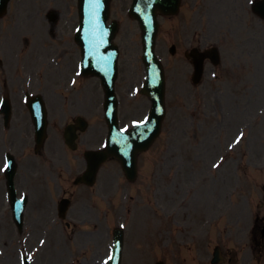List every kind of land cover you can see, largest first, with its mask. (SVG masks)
Segmentation results:
<instances>
[{
    "label": "rangeland",
    "instance_id": "374dc122",
    "mask_svg": "<svg viewBox=\"0 0 264 264\" xmlns=\"http://www.w3.org/2000/svg\"><path fill=\"white\" fill-rule=\"evenodd\" d=\"M13 1L14 7H11L13 8L10 9L11 12L19 11L27 16V20H30L34 13H39L45 0ZM16 1L20 3L18 6H15ZM235 1L240 2L241 0ZM69 2L74 5L75 0H69ZM67 16L69 19L74 18V11L72 10ZM120 21V29L114 40L120 51L116 91L119 99L120 125L130 126L133 122L144 118L149 102L145 96L139 94L144 78L140 31L136 23L126 19L125 15H122ZM41 29L43 31L41 30L40 39H42L43 32L45 33V26H41ZM176 31L177 29H169L165 21L161 19L156 50L167 75L166 116L160 136L151 149L139 157L137 181L131 185L127 184L121 177L118 164L109 162L101 171L100 184L98 183L96 187L88 191L75 188L77 204L73 205V209L71 208L72 210L67 213L66 220L80 221L84 216L90 220L89 225H85L87 227L75 222L72 226L74 233L76 231L75 234L71 232V228L68 231L63 229L59 220L56 227H51L47 209L41 208L40 212L36 213L33 207L29 209L24 232L19 234L4 206L2 211L5 215H2L0 211V230L5 228L6 231L0 235V264H18L17 254L24 247L29 254L39 251L34 256L33 264H89L94 256L99 258L104 254V246L109 242L105 234L112 228L123 225L126 228L127 241L123 250L122 264H145L147 261L148 264H154L158 260L164 261L165 264H196L199 260L197 252L191 246L192 236L200 234L198 231L200 223L205 222L214 211H217V205L220 215L217 230L208 229L207 233L208 235L214 234V236L217 234L218 239L224 242L228 239V231L232 226L228 222L227 215L223 213L224 205L228 204L226 200L228 186H234L236 183L241 188L246 177L249 179L254 177L259 182L264 181V173L253 172L250 170L253 168L246 165V159L243 160L242 157L244 144L229 155L224 149L226 141L237 132L238 127L243 123L236 114L234 120L226 117L225 113H228L226 107L242 109V93L238 90L221 93L218 88H223V85L212 81L210 73L204 76V83L201 87L191 88L187 83L189 75L185 78L183 72L181 73L178 69V60L184 45L177 50L175 56L171 57L168 53L170 38ZM39 44L40 46H52L43 41ZM239 44V37L235 36L233 49L241 51L247 48ZM38 49L41 51L42 61L46 63L50 55L45 52L50 49L48 47ZM56 51L59 50L56 49ZM261 51L263 52L262 49ZM76 53V49L72 48L63 61H72ZM46 76L51 75L44 73L41 79L43 96L46 97L48 103L51 132L43 153L46 155L44 156L46 160L36 158L33 153L32 141L26 126L28 116L24 110L26 117L21 115V121L12 125V131L20 126H22V131L19 134L12 132L11 138L14 139L13 150L16 151L21 161L20 164L23 166L20 171L21 175L30 177L28 186L32 180L34 168L37 176L43 178H39L41 184L38 188L44 185V189L46 187L50 189L53 183L58 199H60L62 189L70 186L69 179H72L75 173L83 167L82 153L79 158L78 154L77 158L75 155L69 156L61 146V137L57 130L62 129V113L70 112L71 116H75L81 112L83 116L90 119V124L94 126L93 129L90 127L83 136H91L94 131L97 133L98 128L103 125L100 121L102 111L100 112L96 107L102 100V91L99 81L95 78H88L82 83L79 81L76 89L69 93L63 90L61 84L47 83ZM55 77L60 78L58 74ZM14 79L19 81L16 76ZM240 86L242 87V84ZM51 90H56L57 94H53ZM61 97L66 99H61ZM220 99H224L226 104H222ZM68 100L71 104L67 103ZM261 103L259 101H255L254 105L252 103L250 107L252 121L245 135H247L246 140H249V146L252 138L257 149L261 147L264 151V140L262 144L260 143L264 137V110L258 114V109H255ZM20 114H22L21 110L17 109L15 115ZM234 122L238 124L234 125ZM19 137H24V139H19ZM253 137L258 139L254 140ZM98 139L96 142L88 140V143L94 145L99 142ZM18 141L24 144L20 146ZM21 153L22 156L19 155ZM47 155L50 157L53 155L55 163H52L50 158L47 159ZM218 156L223 158V164L219 163L222 158L216 162ZM253 156L255 159L256 155ZM31 158H36L39 165H33L29 161ZM259 158L261 164H264V156ZM66 163H70L66 170L72 172L67 180L60 181L57 178V167L63 169ZM217 163L219 164L216 165ZM2 192L3 188L0 187V210ZM40 192L43 194L41 190ZM41 197L37 195L35 200L38 201ZM179 197L183 198L184 204L180 208L176 204ZM235 199L238 201L237 197ZM40 204L43 206L44 201ZM178 208V214L173 215L176 214ZM105 211H107V220L104 216ZM38 214L39 217H37ZM44 229H47L49 234L46 235ZM142 236L144 239L145 237L150 239L147 242L148 252H150V247L153 252L156 249L152 260L151 257L147 258L146 250L139 251L143 253V257L135 255V243H141ZM169 240L171 244H168ZM100 250L102 251L98 252ZM3 255L6 256V260H3Z\"/></svg>",
    "mask_w": 264,
    "mask_h": 264
},
{
    "label": "flooded vegetation",
    "instance_id": "af4514ba",
    "mask_svg": "<svg viewBox=\"0 0 264 264\" xmlns=\"http://www.w3.org/2000/svg\"><path fill=\"white\" fill-rule=\"evenodd\" d=\"M188 1L190 4L189 8L195 10L197 4H199L197 13L202 12L205 14H209L210 10L214 8V4H217V0H199V2L198 0ZM14 10L17 9L14 8ZM10 14L11 16L8 22L0 23V102L3 98L2 96L9 94L12 88L21 89L26 87L27 84L26 80L22 77L23 57L19 59L18 64H16V59L14 57V54L20 49L21 43L19 37L15 38V36L19 34L15 33L14 30L22 33L23 25L18 22V11L11 12ZM22 47H25V43H22ZM248 62L249 61L246 60L245 68L249 66ZM253 62H260V59H255ZM11 67L14 68L15 76L19 78V81L14 79L15 76L10 79L9 70ZM35 84L37 87H41L40 80L35 82ZM0 121H2L1 117ZM21 128L22 126L17 129V132L21 131ZM3 130L5 132L4 145L7 144L10 147V132L12 130V125ZM242 205V208L235 215V218L240 222L238 218L241 216L243 221L241 222L242 225H238V231L247 239V245L244 249L245 255L242 259L243 264H251L254 261H259L260 264H264V195L262 199H257L252 203H247L245 201ZM228 260L231 261L232 258L228 257Z\"/></svg>",
    "mask_w": 264,
    "mask_h": 264
},
{
    "label": "water",
    "instance_id": "95a60500",
    "mask_svg": "<svg viewBox=\"0 0 264 264\" xmlns=\"http://www.w3.org/2000/svg\"><path fill=\"white\" fill-rule=\"evenodd\" d=\"M148 0H137L135 8H142L145 6V3ZM104 2V7L107 4V0H103ZM156 4L160 6V9L165 12L170 6V3H168L167 0H155ZM150 7H153V4H149ZM94 4L93 3H88L87 0H82L81 1V12L83 17H91L93 15L94 11ZM141 18V17H140ZM150 18H151V23L154 25V19H153V14L152 11H147V16L144 17L142 21L144 25L146 26V29L143 27V33H144V41H145V56H146V62L149 64L148 68V89L151 94L152 98V106L153 109L150 113L149 121L147 124L144 126H139V129L133 130L131 133L127 135H119L117 133V130L115 127L114 133H113V139L115 140V145L116 147L113 150H110V154L116 155L118 158L122 159L123 162H126L129 166L133 162L134 155L136 151L142 150L147 147L148 143L150 140L151 134L154 133L157 129V124L158 120L160 119V115L162 112V81H161V71L158 66V64L155 62L152 54H151V44H152V35H153V29L152 25L150 23ZM86 19V18H85ZM102 20L104 22V18L102 16ZM86 21V20H85ZM87 22V21H86ZM85 30V28H83ZM108 32L113 33L114 31V26L112 28H109ZM92 32H94L92 30ZM81 34L84 35V32L81 31ZM84 37H86L84 35ZM102 38H106V40H103L100 45L102 46L100 50L104 51V55H107L110 50L109 46L111 47L109 40L110 37L103 36ZM86 42L88 44V49L90 51V56L93 55V45L90 43L89 40L86 39ZM97 64L98 66H94L92 59L88 60V69L91 71L93 70L95 73L101 75L103 77V84L107 87L109 95L112 97V82L114 79V74H115V68L112 65V62L109 61L108 56H97ZM156 81H154V79ZM40 130V128H38ZM155 134V133H154ZM104 154V153H103ZM101 153L99 154H91L94 157L92 158V167L95 168L96 165L104 159L105 155ZM125 160V161H124ZM112 264V261L109 263Z\"/></svg>",
    "mask_w": 264,
    "mask_h": 264
},
{
    "label": "snow or ice",
    "instance_id": "6c2138e0",
    "mask_svg": "<svg viewBox=\"0 0 264 264\" xmlns=\"http://www.w3.org/2000/svg\"><path fill=\"white\" fill-rule=\"evenodd\" d=\"M238 140H239V138H238ZM123 227V226H122Z\"/></svg>",
    "mask_w": 264,
    "mask_h": 264
}]
</instances>
